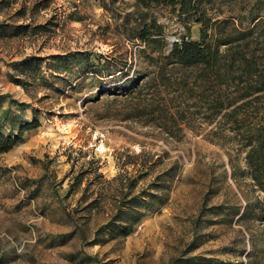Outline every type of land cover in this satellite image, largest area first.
<instances>
[{"label":"rangeland","instance_id":"1","mask_svg":"<svg viewBox=\"0 0 264 264\" xmlns=\"http://www.w3.org/2000/svg\"><path fill=\"white\" fill-rule=\"evenodd\" d=\"M207 12L248 26L264 0H211ZM139 14L161 25L165 52L198 36L177 6L0 0V128L39 121L0 153V264H264V193L232 178L228 148L198 119L200 133L183 122L165 132L128 117L134 101L103 92L154 70L157 46L133 36ZM121 190L160 201L125 236L97 235Z\"/></svg>","mask_w":264,"mask_h":264},{"label":"trees","instance_id":"2","mask_svg":"<svg viewBox=\"0 0 264 264\" xmlns=\"http://www.w3.org/2000/svg\"><path fill=\"white\" fill-rule=\"evenodd\" d=\"M210 1L135 0V5L141 8L177 6L179 13L194 16L200 24L198 36L196 39L184 36L172 42L165 52L167 42L161 25L154 18L146 22L144 15L139 14L133 36L145 45L157 46L155 56L150 58L154 70L147 72L141 82H123V87L112 85L103 92L134 101L128 117L143 118L165 132H171V126L180 131L183 122L194 133H200L190 121L203 122L207 127L204 137L228 148L232 178L245 174L255 189L264 193V16L251 17L250 24L242 26L241 21L235 23L230 18L218 19L208 14ZM54 63L59 68L63 62ZM95 72L96 68L89 71ZM9 110L10 106L6 108ZM38 125V120L25 122L17 134L0 128V153L8 151L25 130ZM239 156L244 161L242 169L234 161ZM149 186L162 188L158 182ZM117 199L97 235L106 231L111 237L125 236L160 201L149 190L137 194L121 190ZM249 207L247 202L239 217ZM259 212L264 217V205L259 206ZM182 264L208 262L201 257H188Z\"/></svg>","mask_w":264,"mask_h":264},{"label":"water","instance_id":"3","mask_svg":"<svg viewBox=\"0 0 264 264\" xmlns=\"http://www.w3.org/2000/svg\"><path fill=\"white\" fill-rule=\"evenodd\" d=\"M169 46H171V43L169 44Z\"/></svg>","mask_w":264,"mask_h":264}]
</instances>
